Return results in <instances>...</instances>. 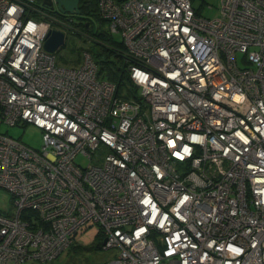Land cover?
<instances>
[{"label": "built area", "instance_id": "1", "mask_svg": "<svg viewBox=\"0 0 264 264\" xmlns=\"http://www.w3.org/2000/svg\"><path fill=\"white\" fill-rule=\"evenodd\" d=\"M98 7L122 37L121 94L89 51L44 49L42 0H0V122L42 132L38 149L0 132V264L51 260L87 224L107 264H264V0L214 18L191 0Z\"/></svg>", "mask_w": 264, "mask_h": 264}, {"label": "rangeland", "instance_id": "2", "mask_svg": "<svg viewBox=\"0 0 264 264\" xmlns=\"http://www.w3.org/2000/svg\"><path fill=\"white\" fill-rule=\"evenodd\" d=\"M192 6L197 13L205 18H214L219 14L220 0H191ZM54 16L55 22L53 27L60 28L65 32V42L55 52L56 62L59 64L75 65L80 62L83 51H89L94 60L99 58H107L105 55L102 41L99 43L95 39L94 31L84 30L79 22L81 18L69 15H61L58 12L50 11ZM75 28L76 31H74ZM93 28L103 30L109 33L111 39L115 42H122L120 33H111L109 31L108 21H95ZM94 29V30H95ZM78 31V32H77ZM80 32V33H79ZM105 43V42H104ZM241 63V53H236ZM0 132L8 134L20 141L38 149L42 144L41 129L31 123L24 125H8L0 122ZM77 162L85 165L88 160L85 157L78 156ZM0 212L12 214L14 212L13 199L10 194L0 187ZM102 231L96 224H87L78 229L72 236L71 244L66 247L55 258L47 261H26L22 264H107L115 255L116 250L113 248L103 249L99 247L102 242Z\"/></svg>", "mask_w": 264, "mask_h": 264}, {"label": "trees", "instance_id": "3", "mask_svg": "<svg viewBox=\"0 0 264 264\" xmlns=\"http://www.w3.org/2000/svg\"><path fill=\"white\" fill-rule=\"evenodd\" d=\"M78 8L80 10V14L77 15V17L82 19V21L79 22V25L84 30L94 31L92 34L95 35V39L98 42L102 41L101 44L104 48L105 55H107V58L97 57L95 59L98 65V74L115 82L118 86L117 92H120L121 94L123 88H125L129 83L127 73L128 62L125 61L126 57L123 43L113 41L108 32L93 28V22L104 20L99 14L98 0H80ZM70 28L76 31L75 28H72L71 26ZM133 92L134 90L129 89L125 96L128 97L129 95H132ZM101 244L102 242H100L99 247L102 248Z\"/></svg>", "mask_w": 264, "mask_h": 264}, {"label": "water", "instance_id": "4", "mask_svg": "<svg viewBox=\"0 0 264 264\" xmlns=\"http://www.w3.org/2000/svg\"><path fill=\"white\" fill-rule=\"evenodd\" d=\"M54 2L62 13L80 14L79 0H42V3L49 7H53ZM64 42L65 32L60 28H51L45 37L43 47L49 52H55Z\"/></svg>", "mask_w": 264, "mask_h": 264}, {"label": "flooded vegetation", "instance_id": "5", "mask_svg": "<svg viewBox=\"0 0 264 264\" xmlns=\"http://www.w3.org/2000/svg\"><path fill=\"white\" fill-rule=\"evenodd\" d=\"M47 9L51 10V11H54V12H58L60 13L61 15H69V16H75V15H79V14H69V13H62L59 8H58V5L56 3L53 4V7H49L47 6Z\"/></svg>", "mask_w": 264, "mask_h": 264}]
</instances>
